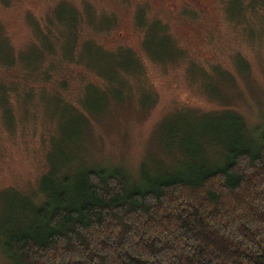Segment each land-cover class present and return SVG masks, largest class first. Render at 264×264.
<instances>
[{"label":"trees","instance_id":"1","mask_svg":"<svg viewBox=\"0 0 264 264\" xmlns=\"http://www.w3.org/2000/svg\"><path fill=\"white\" fill-rule=\"evenodd\" d=\"M221 6L232 23L252 13L264 24V0H221ZM195 7L185 8L178 18L188 21ZM134 17L143 35V49L146 41L153 61L164 65L184 55L170 28L157 20L148 25L146 20H151L145 9ZM102 19L104 24L89 22L98 33L114 24L112 15ZM83 26L80 13L58 10L49 18L47 30L40 31L42 46L34 47L23 64L17 65L8 49L0 52L4 70L23 74L18 81L0 82L5 124L10 128L14 124L10 96L23 90V100L32 101V90L23 84L37 75L40 82H58L60 88L43 94V102L46 107L58 104L51 108L53 113L63 108L68 120L50 136L46 169L36 192L3 201L11 216L0 239L4 264H264V125L257 124L250 131L251 122L236 110L199 114L204 119L200 128H181L193 132L191 136L178 137L169 128L165 140L172 157L166 156L169 161L163 160L154 174L142 168L136 179L125 166L90 165L93 159L86 151L85 133L95 117L91 111L107 103V95L122 99L128 91L126 78L137 79L143 66L130 47L121 45L108 52L91 36L83 43ZM53 29L65 39V47L46 68L44 57L56 52ZM248 32L249 40H254L252 28ZM122 54L129 56L130 63L122 61ZM92 55L101 65L112 56L111 73L102 71ZM237 64L246 66L240 59ZM77 66L95 71L107 85L100 91L83 78V110L64 98L62 92L69 82L52 76ZM218 82L207 81L210 93L219 94ZM110 86L114 92L109 94ZM141 94L149 97L144 88ZM58 133L65 139L57 138ZM218 144L225 150L213 163L210 151ZM181 145L193 159L184 167L174 165V149L179 146L181 151Z\"/></svg>","mask_w":264,"mask_h":264},{"label":"rangeland","instance_id":"2","mask_svg":"<svg viewBox=\"0 0 264 264\" xmlns=\"http://www.w3.org/2000/svg\"><path fill=\"white\" fill-rule=\"evenodd\" d=\"M193 5L195 11L190 12L188 21L178 18L185 8ZM141 9H145L151 20H146L148 25L157 20L170 28L184 55L164 65L150 58L146 41L143 49V35L134 17ZM58 10L81 14L83 43L91 36L108 52L116 51L121 45L130 47L137 51L135 58L143 66L137 79L126 78L128 91L122 99L115 100L107 95L108 102L100 107L95 105L96 109L91 111L95 117L89 133H85L86 151L93 159L90 165L125 166L136 179L142 168L147 174H154L163 160L169 161L166 156L172 157L165 140L169 128L178 137L191 136L194 133L187 130L188 126L200 128L204 120L199 114L236 110L251 122L250 131L257 124L264 125V24L252 13L237 18L238 23H232L221 0H0V52L8 49L17 65L23 64L29 54H33L34 47L42 46L40 31L47 30L49 18ZM109 15L114 16V24L101 33L89 23L104 24L102 18ZM242 18L244 22H241ZM250 28L256 34L254 40H249ZM57 31L53 29L56 52L44 57L46 68L60 57L62 47H65V39ZM92 57L102 71L111 73L108 67L114 61L112 56L102 62L104 66L96 55ZM239 59L245 61L244 68L237 64ZM122 61L130 63L129 56L124 55ZM214 69L217 74L226 73L225 77L214 74ZM205 74L206 78L201 79ZM22 75L18 70L7 72L0 65V82L6 78L18 81ZM52 76L69 82L62 94L67 102L81 110L80 100L85 92L83 78L100 91L107 89L106 82L85 66L57 71ZM38 77L21 83L32 90V101L23 100V90L10 96L9 107L14 115L11 128L0 113V239L8 216L11 217L7 215L3 201L13 199L17 194L36 192L46 169L50 136L55 127L68 124L63 108H57V114H54L51 108L58 104L46 107L43 102V94L60 88L58 82H40ZM208 80L219 81L220 86L216 85L219 94L210 93ZM113 88L110 86L109 94L114 92ZM141 88L149 97L141 94ZM183 126L186 130L181 129ZM60 136L65 139L58 133L57 138ZM182 146L181 151L179 146L174 149V165L184 167L193 159L182 151ZM224 150L219 144L213 146L211 161L216 163ZM76 154L81 158L85 156L81 152ZM1 252L0 248V264H4Z\"/></svg>","mask_w":264,"mask_h":264}]
</instances>
